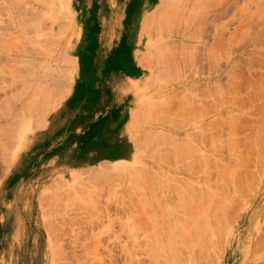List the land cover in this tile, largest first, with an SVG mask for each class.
Here are the masks:
<instances>
[{"label": "rangeland", "instance_id": "obj_1", "mask_svg": "<svg viewBox=\"0 0 264 264\" xmlns=\"http://www.w3.org/2000/svg\"><path fill=\"white\" fill-rule=\"evenodd\" d=\"M114 61L136 83L105 81ZM105 84L131 157L35 181L0 264H264V0H0V179Z\"/></svg>", "mask_w": 264, "mask_h": 264}, {"label": "crops", "instance_id": "obj_2", "mask_svg": "<svg viewBox=\"0 0 264 264\" xmlns=\"http://www.w3.org/2000/svg\"><path fill=\"white\" fill-rule=\"evenodd\" d=\"M76 6L81 23L84 25L93 18L97 19L95 30L101 26V30L99 28L98 31H107L106 28L110 27L107 26L110 25L109 23L102 21L109 18L103 11L98 10L96 13L92 11V13L82 4ZM69 14L73 15L71 12ZM77 16L74 9L76 28L80 27ZM136 63L140 65L137 59ZM97 66L98 64L94 62L91 65L92 70L94 71L93 68ZM101 66L111 67L105 75L103 73L105 81L112 72L118 71L115 74L117 77L125 82L136 83L135 77L120 70L115 61L114 64L108 62L106 65L102 63ZM132 68L137 72L135 67ZM126 98L128 97L121 96L109 84H105L101 91L86 92L79 97L73 95L71 91L55 108L48 117L47 124L39 129L40 138L31 143L16 168L12 169L10 165L7 173L0 179L6 199V202L0 204L1 242L8 244L20 235L21 207L25 196L28 197L29 194L37 191V188H31L35 181L46 182L52 178L68 177L73 175V172L83 170L95 163L131 157L133 148L126 130L129 110V106L125 105ZM31 130L28 127L23 132L25 137L22 142H18L11 156L14 166L17 163L18 148L30 137ZM15 190L19 195L16 198L13 197Z\"/></svg>", "mask_w": 264, "mask_h": 264}, {"label": "bare ground", "instance_id": "obj_3", "mask_svg": "<svg viewBox=\"0 0 264 264\" xmlns=\"http://www.w3.org/2000/svg\"><path fill=\"white\" fill-rule=\"evenodd\" d=\"M43 87V86H42ZM49 100V99H48ZM46 111V110H45ZM42 122V121H41ZM36 126V125H35ZM191 224V223H190ZM194 228V227H193ZM192 230V229H191ZM194 230V229H193ZM189 231V230H188ZM187 232V231H186ZM185 233V232H184ZM191 233V232H190ZM181 236H183V235H181ZM183 239V238H182ZM173 240V239H172ZM194 240V239H193ZM187 241H188V239H187ZM190 241V240H189ZM163 243V242H162ZM173 243V242H172ZM193 243V242H192ZM156 244V243H155ZM160 244V243H159ZM164 244V243H163ZM168 244H169V242H168ZM171 244V243H170ZM176 245V244H175ZM153 247H154V249H155V247L157 248V246H154V244L152 245ZM167 246V245H166ZM165 247V246H164ZM159 248H161V247H159ZM168 248V247H167ZM153 249V250H154ZM162 249V248H161ZM147 250H148V247H147ZM153 250H150V251H152V252H154ZM168 250V249H167ZM172 248H171V252H172ZM174 251V250H173ZM156 252H157V250H156ZM150 253V252H149ZM155 253V252H154ZM174 253V252H173ZM151 254V253H150ZM154 255V254H153ZM160 255V254H159ZM154 256H157V255H154ZM164 256V255H163ZM193 256V255H192ZM158 257V256H157ZM167 257V256H166ZM169 257H171V256H169ZM152 259H154V257L152 256L151 257ZM160 259H162V257L160 258ZM167 259H168V257H167ZM164 261V262H163ZM194 261V260H193ZM162 262L165 264V262H167V260H162ZM167 264V263H166ZM170 264V263H169ZM171 264H173V263H171Z\"/></svg>", "mask_w": 264, "mask_h": 264}]
</instances>
